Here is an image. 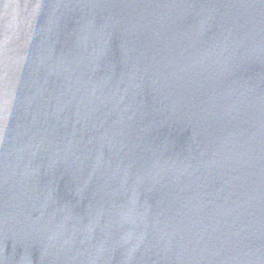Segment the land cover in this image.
<instances>
[{"label":"water","instance_id":"1","mask_svg":"<svg viewBox=\"0 0 264 264\" xmlns=\"http://www.w3.org/2000/svg\"><path fill=\"white\" fill-rule=\"evenodd\" d=\"M0 264H264V0H0Z\"/></svg>","mask_w":264,"mask_h":264}]
</instances>
